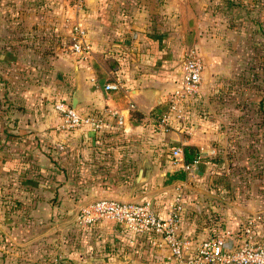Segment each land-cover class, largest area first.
I'll use <instances>...</instances> for the list:
<instances>
[{
	"label": "crops",
	"instance_id": "0c3cea01",
	"mask_svg": "<svg viewBox=\"0 0 264 264\" xmlns=\"http://www.w3.org/2000/svg\"><path fill=\"white\" fill-rule=\"evenodd\" d=\"M18 1L0 9V189L11 188L12 178L17 179L13 183L17 190L33 181L40 194L34 203H15L16 216L9 203H0V264H28V255L36 264H49L43 261L50 255L43 247L28 250L33 238L21 229L27 222L24 214L35 209L40 218L43 211L48 215L51 205L59 214V205L69 210V218L72 208L101 196L147 200L166 218L178 195L183 203L182 237L197 241L229 232L228 238L236 241L239 223L254 217L260 218L254 227L256 237L264 241V205L253 211L257 203L231 201L233 187L226 184L219 191V181L213 179L216 173L207 163H200L183 179L172 178L179 169L172 156L175 148L208 149L218 137L213 122L198 109L207 102L204 90L200 88L187 107L191 119L186 131H163L154 125V108L166 103L182 77V56L188 37L197 33L201 23L202 0H87L81 10L71 0ZM77 22L86 28L92 45L89 58L76 60L74 55L60 54L44 72L43 26L68 34ZM201 58L204 77L206 59ZM77 73L81 85L77 109H113L122 116L120 122L107 118L99 135L86 128L62 129L59 115L44 105V90L54 100L70 104ZM116 79L123 87L106 91L104 85ZM257 97L251 101L263 99L260 110L254 112L259 118L255 141L262 153L264 95ZM143 162L147 179L135 188ZM259 177L263 179L264 173ZM215 189L221 194L213 193ZM45 191L58 202L42 199ZM82 231L83 249H62L68 259L63 264H171L164 248L112 221ZM42 236L36 234L34 240ZM15 244L21 247L11 248ZM20 253L23 257L17 262Z\"/></svg>",
	"mask_w": 264,
	"mask_h": 264
},
{
	"label": "rangeland",
	"instance_id": "374dc122",
	"mask_svg": "<svg viewBox=\"0 0 264 264\" xmlns=\"http://www.w3.org/2000/svg\"><path fill=\"white\" fill-rule=\"evenodd\" d=\"M19 2L0 0V9L11 8L12 3ZM45 8L47 7L44 6ZM200 15L201 23L197 27L198 31L188 37L189 43L186 49L195 47L206 59V73L204 77L202 76L201 88L206 93L207 102H202L198 109L201 115L203 113L207 120L213 122L215 130L213 133L218 137L210 148L198 150V153H202L198 167L200 163L211 166L212 172L216 173L213 179L219 181L217 183L219 191L223 185L230 184L233 189L231 188L229 199L234 203H257L256 208H252L255 211L264 205V178L259 177L264 173V156H262L264 150L260 153L259 142L255 141L259 118L251 107L252 99L258 98V94L264 95V0H202ZM51 27L43 26L41 31L44 72L47 64L54 57H59L60 54L73 55L69 33L60 34L59 30L53 31ZM70 30L71 28L68 32ZM43 97L44 105L49 104L55 111L54 105L60 100H54L52 95L47 96L45 90ZM200 113L197 115L199 116ZM190 119L186 120L187 126ZM187 126L178 131H186ZM174 163L181 169L178 162L174 160ZM9 180L11 188L7 186L5 189H0V203H9L13 207L12 216H16L19 210L15 209L17 208L15 203H34L35 197L40 192L36 191L33 184L27 182L17 190L18 185L13 184L17 179ZM48 192H44L45 196L42 199L48 200L49 203L54 204V201L57 203V197L51 196ZM215 192L221 194L217 189L213 191ZM226 195L228 197V192ZM176 199L181 198L175 196L173 203ZM89 202L91 201L87 203ZM87 203L72 208L73 214L71 213L72 217L69 218L66 214L69 210L59 205L57 208L62 210L61 213L54 214L56 206L51 205V209L46 211L48 215L44 216L43 211L40 218L36 216L35 209L29 214L22 212L27 217V222L21 225V229L33 238L29 239L28 250L43 247L42 249L50 254L47 258H43L44 262L50 264L53 261V264H63L65 263L63 261L68 259L62 253V249H83L81 245L84 229L76 225L75 216ZM40 233H43V239L34 240L35 235ZM18 247L21 246L15 244L11 248ZM19 255L16 256L17 262L23 257L21 253ZM25 259L28 264H36V259L32 255L26 256ZM48 259L51 261L49 262ZM139 261L144 260L140 258Z\"/></svg>",
	"mask_w": 264,
	"mask_h": 264
},
{
	"label": "built area",
	"instance_id": "2783aa9c",
	"mask_svg": "<svg viewBox=\"0 0 264 264\" xmlns=\"http://www.w3.org/2000/svg\"><path fill=\"white\" fill-rule=\"evenodd\" d=\"M71 1L76 9L81 10L87 0ZM69 36L73 55L78 59H88L92 45L87 39L86 28L77 22L71 27ZM182 68L181 79L168 95L167 109L157 121V127L163 131L187 126V103L198 95L202 83L203 61L197 48L190 47L184 51ZM122 87L120 79L104 85L106 91H118ZM54 109L61 118V128L69 132L86 128L93 135H98L107 118H117L118 122L122 120V116L113 109L82 112L64 101H57ZM172 156L183 171L193 172L198 167L202 153L199 152L191 162H186L183 150L177 147L172 151ZM182 211L181 199H176L167 217L162 218L147 200L102 197L80 208L76 225L81 229H89L98 223L112 221L149 239L152 245L164 248L171 264H264V241L257 239L254 232L256 221L260 218L251 217L241 221L238 225L240 235L236 241L228 238L229 232L213 233L196 241L180 234Z\"/></svg>",
	"mask_w": 264,
	"mask_h": 264
},
{
	"label": "trees",
	"instance_id": "16d2710c",
	"mask_svg": "<svg viewBox=\"0 0 264 264\" xmlns=\"http://www.w3.org/2000/svg\"><path fill=\"white\" fill-rule=\"evenodd\" d=\"M231 4H233V3L231 2ZM59 78L60 79L64 78V75L63 74H59ZM262 104H263V99H262V101H260L258 103L252 102L251 107H252V109L255 110V112H258L260 110L259 108H261ZM166 109H167V103L158 105L156 108H154V112L155 113L153 115L155 117V119H154V125L155 126H157V121L162 117V115L166 111ZM88 111H94V110H88ZM82 112H84V111H82ZM72 131H74V130H72ZM197 154H198V150L194 149L193 147H191V146L183 147V155H184V160L186 162H191L197 156ZM185 176H186L185 172H183L181 169H178V171L172 176V178H174V179H183ZM29 183L30 184H36L33 181H29ZM103 197H105V196H103ZM98 198H102V197H98ZM98 198H96V199H98ZM109 198H113V197H109ZM96 199H94V200H96ZM114 199H118V198H114Z\"/></svg>",
	"mask_w": 264,
	"mask_h": 264
},
{
	"label": "water",
	"instance_id": "95a60500",
	"mask_svg": "<svg viewBox=\"0 0 264 264\" xmlns=\"http://www.w3.org/2000/svg\"><path fill=\"white\" fill-rule=\"evenodd\" d=\"M76 75H77L76 86H75L74 91L72 92V96L70 100V105L73 108H77V104L79 102V97H80V92H81L80 78L78 76V73ZM146 179H147V167H146V162H143L138 169V173L134 181V187L136 188L141 183L146 181Z\"/></svg>",
	"mask_w": 264,
	"mask_h": 264
}]
</instances>
